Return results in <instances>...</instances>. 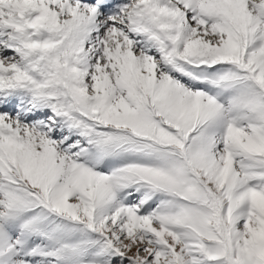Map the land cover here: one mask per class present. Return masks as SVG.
<instances>
[{
	"label": "snow or ice",
	"instance_id": "obj_1",
	"mask_svg": "<svg viewBox=\"0 0 264 264\" xmlns=\"http://www.w3.org/2000/svg\"><path fill=\"white\" fill-rule=\"evenodd\" d=\"M0 264H264V0H0Z\"/></svg>",
	"mask_w": 264,
	"mask_h": 264
}]
</instances>
